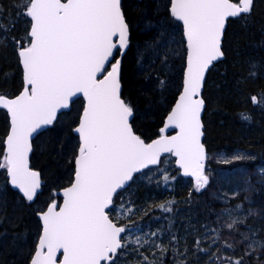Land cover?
<instances>
[{
  "label": "trees",
  "instance_id": "obj_1",
  "mask_svg": "<svg viewBox=\"0 0 264 264\" xmlns=\"http://www.w3.org/2000/svg\"><path fill=\"white\" fill-rule=\"evenodd\" d=\"M19 2L0 0V13H6L2 20L6 31L0 30V94L8 97L18 95L24 83L12 39L21 38L29 23L17 16ZM122 5L130 26V44L121 58L122 97L133 107L135 133L151 141L161 135L182 90L186 39L182 22L170 15V0H122ZM223 51L224 57L207 74L203 92L207 188L196 191L194 181L181 173L170 154L157 167L136 175L115 196L109 212L121 225L132 223L130 248L137 247V236L144 240L151 232L158 233L150 237L154 243L140 249L157 264H183L185 260L187 264H231L236 259L241 264H264V247L256 246L248 254V242L243 239L254 233L256 240L264 242V108L251 99L264 96V0H255L247 19L229 18ZM83 106L82 98L75 100L70 111L59 114L34 139L31 164L40 171L43 183L33 201L13 189L6 168H0V264L30 263L42 229L38 213L53 200L60 201L59 191L73 180V155L79 143L73 129ZM241 113L250 114L251 122L242 120ZM9 127L8 113L0 108V163L4 162ZM236 155L247 158L233 160ZM164 173L175 179L165 183ZM233 178L236 186L225 187V180ZM233 193L238 195L233 197ZM121 204L133 207V212L122 211V216L113 212ZM160 204L173 211L164 212ZM225 209L235 214L231 219L243 221L235 231L223 227L231 222ZM172 235L177 239L171 240ZM196 241H200L199 247ZM140 259L129 251L118 264H138Z\"/></svg>",
  "mask_w": 264,
  "mask_h": 264
},
{
  "label": "snow or ice",
  "instance_id": "obj_2",
  "mask_svg": "<svg viewBox=\"0 0 264 264\" xmlns=\"http://www.w3.org/2000/svg\"><path fill=\"white\" fill-rule=\"evenodd\" d=\"M254 4L255 0H170V15L182 22L186 37V70L183 90L160 132L168 128L178 131L171 136L160 135L150 143L133 130V107L122 98L121 58L130 44L122 0H20L15 5L17 16L29 21L25 34L12 38L24 83L14 98L0 94V107L10 117L0 168L7 169L11 185L27 201L34 200L41 186L40 173L29 167L33 135L52 125L61 110L70 111L74 100L81 96L86 100L73 129L79 137L73 155V180L63 189L62 205L53 200L46 211L38 213L42 231L31 264H118L129 251L141 257L138 264H157L140 249L154 243L150 237L158 233L151 232L144 240L137 236V247L130 248L128 236L133 225H121L119 218H110L113 198L128 186L134 173L159 164L163 153L177 157L183 174L195 178L196 191L207 188L210 178L201 142V113L205 108L201 91L206 73L225 55L222 40L226 21L247 19ZM3 19L6 13H0V30L6 31ZM11 23L15 28V22ZM251 99L264 108V96ZM240 118L252 120L248 113H241ZM246 158L236 155L232 159ZM170 179L175 177L163 174L165 183ZM159 207L164 212L173 211L164 204ZM120 209L128 214L134 210L123 204ZM224 211L231 222L223 227L235 231L243 221L231 219V211ZM176 239L171 236V240ZM243 239L248 242V254L254 253L256 246L264 247L254 233ZM199 243L196 241L197 247ZM156 247L167 251L163 245ZM231 264H241V259Z\"/></svg>",
  "mask_w": 264,
  "mask_h": 264
},
{
  "label": "water",
  "instance_id": "obj_3",
  "mask_svg": "<svg viewBox=\"0 0 264 264\" xmlns=\"http://www.w3.org/2000/svg\"><path fill=\"white\" fill-rule=\"evenodd\" d=\"M227 23H228V20L226 21V24H225V30H224V36H225V32H226V28H227ZM224 36H223V40H224ZM185 39H186V37H185ZM223 40H222V50H223ZM219 61V60H218ZM215 62H217V61H215ZM214 62V63H215ZM22 66V65H21ZM213 66V65H212ZM211 66V67H212ZM211 67H210V69H211ZM209 69V70H210ZM185 70H186V67H185ZM209 72V71H208ZM208 72L206 73V76H205V82H206V78H207V74H208ZM184 74H185V71H184ZM121 85H122V82H121ZM204 88H205V84H204ZM204 88L202 89V91H201V95L203 96V92H204ZM182 90H183V88H182ZM182 90H181V92H182ZM181 92H180V94H181ZM180 94H179V96H180ZM19 95V94H18ZM179 96H178V98H177V100L175 101V103H174V105H173V107H172V109L175 107V104H176V102L178 101V99H179ZM10 98V97H9ZM11 98H14V97H11ZM80 98H82L83 100H84V105L86 104V100H85V98H83L82 96L80 97ZM123 98V97H122ZM75 101V100H74ZM72 104L73 103H71V106H72ZM206 105V104H205ZM0 108H2V107H0ZM171 109V110H172ZM205 109V108H204ZM171 110H170V112H171ZM66 111H69V110H61V112H59L58 114H57V116L60 114V113H63V112H66ZM169 112V113H170ZM168 113V114H169ZM203 113H204V110H203V112L201 113V120H202V123H203ZM8 116H9V114H8ZM168 116V115H167ZM167 118V117H166ZM9 120H10V117H9ZM131 121H132V117L130 118V123H131ZM167 122V120L165 119V122H164V124H163V127H164V125H165V123ZM132 124V123H131ZM50 125H48V126H45L43 129H41V130H39L38 131V133H35L34 135H33V138H32V141H31V143H32V151H33V141H34V139L36 138V136H38V134H40L42 131H44L45 129H47L48 127H49ZM162 127V128H163ZM178 131V129H176V128H168L164 133H162V135H166V136H171V135H175L176 134V132ZM203 132H204V123H203ZM77 134V133H76ZM137 134V133H136ZM78 135V134H77ZM138 135V134H137ZM160 137V136H159ZM159 137H157V138H155V139H158ZM144 140V139H143ZM154 140V139H153ZM145 141V140H144ZM152 141V140H151ZM151 141H145L146 143H150ZM201 142L204 144V146H205V150H206V153H208L207 152V148H206V145H205V143H204V135L202 136V138H201ZM5 145V144H4ZM5 152H6V146H5ZM169 153H163L162 155H161V157H160V161H161V159H162V157H164V156H166V155H168ZM31 155H32V152H30L29 153V167L32 169V170H34V171H38V170H36L34 167H32V165H31ZM176 160H177V157H176ZM160 164V163H159ZM159 164H157V165H150L148 168H146V169H143V170H141L140 172H138V173H134L133 174V180H134V178H135V176L137 175V174H139V173H141V172H143V171H145V170H147V169H150V168H154V167H157ZM178 165V164H177ZM179 166V165H178ZM181 171H182V174H183V169H181ZM39 172V171H38ZM40 173V172H39ZM184 175V174H183ZM185 176V175H184ZM186 177H189V178H191V179H194L195 180V178L194 177H191V176H186ZM132 180V181H133ZM132 181H130L129 182V184H128V186L126 187V188H128L129 187V185L132 183ZM40 182H41V184H42V177H41V174H40ZM9 184H10V186L13 188V189H15V190H17L20 194H22L23 195V193L18 189V188H16V187H14V186H12L11 185V183H10V177H9ZM70 186V185H69ZM69 186H67V187H69ZM41 187V186H40ZM66 188V187H65ZM125 188V189H126ZM64 189V188H63ZM63 189H61L60 191H59V195H60V197H61V201L59 202V204L58 205H62V203H63ZM40 190V189H39ZM39 190H38V192H39ZM121 190H118V192H120ZM38 192H37V194H36V196L38 195ZM115 197V196H114ZM113 201H114V198H113ZM112 207V206H111ZM47 209V208H46ZM46 209L44 210V211H46ZM111 218V217H110ZM40 221H41V226H42V220H41V218H40ZM41 231H42V229H41ZM41 234V233H40ZM123 235V234H122ZM34 255V254H33ZM33 257V256H32ZM32 259V258H31ZM29 264H31V260H30V263Z\"/></svg>",
  "mask_w": 264,
  "mask_h": 264
},
{
  "label": "rangeland",
  "instance_id": "obj_4",
  "mask_svg": "<svg viewBox=\"0 0 264 264\" xmlns=\"http://www.w3.org/2000/svg\"><path fill=\"white\" fill-rule=\"evenodd\" d=\"M234 178L233 179H230V180H225V187L227 186L228 188H232V187H234V186H236V183H234ZM193 185L195 186V181L193 182ZM227 190H229V189H227ZM113 212H116V213H118L120 216H122V210L120 209V206H115V209H114V211ZM231 213H232V215H231V217H234L235 216V214L231 211ZM224 214L227 216V217H229V215H228V213L227 212H224Z\"/></svg>",
  "mask_w": 264,
  "mask_h": 264
},
{
  "label": "bare ground",
  "instance_id": "obj_5",
  "mask_svg": "<svg viewBox=\"0 0 264 264\" xmlns=\"http://www.w3.org/2000/svg\"><path fill=\"white\" fill-rule=\"evenodd\" d=\"M37 137V136H36ZM36 169V168H35ZM37 170V169H36ZM6 171H7V169H6ZM39 171V170H38ZM40 172V171H39ZM41 174V173H40ZM7 177H8V183H9V176L7 175ZM10 185V184H9Z\"/></svg>",
  "mask_w": 264,
  "mask_h": 264
}]
</instances>
